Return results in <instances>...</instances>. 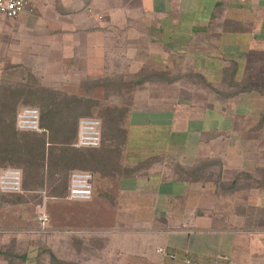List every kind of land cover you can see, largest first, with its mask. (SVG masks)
<instances>
[{"label":"crops","instance_id":"1","mask_svg":"<svg viewBox=\"0 0 264 264\" xmlns=\"http://www.w3.org/2000/svg\"><path fill=\"white\" fill-rule=\"evenodd\" d=\"M76 1L0 14V93L108 80L121 121L91 198L48 197L41 262L264 264V0ZM24 237L0 227V264L39 263Z\"/></svg>","mask_w":264,"mask_h":264},{"label":"rangeland","instance_id":"2","mask_svg":"<svg viewBox=\"0 0 264 264\" xmlns=\"http://www.w3.org/2000/svg\"><path fill=\"white\" fill-rule=\"evenodd\" d=\"M69 1L71 2V5H73L75 8L77 7L76 0H69ZM86 3L87 6L84 10L85 16L90 20H94L96 17L98 19H101V16L95 13L93 6L90 4V1L86 0ZM26 8H27V4L25 6V9ZM71 14L74 15L75 12ZM6 81L7 80H3L1 82L3 83V92L1 91L0 93V117L6 112H9L10 107H12V105L16 106V112H17V108L23 105L34 106L39 109V112L41 114V108L39 106L40 104H37L36 102L27 103L23 101L27 88L16 87V86L10 87L7 85ZM106 84H108V86H104L105 88L103 90L101 88V92L97 90L95 92L94 97L93 96L88 97L84 101L81 99L80 101H78L77 95L73 94L79 91L76 86H70L69 89L71 91V95L64 102L61 101V98L57 99L55 96H51L49 93H47L46 95H41L44 92V90L43 89L38 90V92L36 93L40 95L34 96V100L37 102H41L42 104L48 103V106L50 105L53 107L52 117L51 119L49 118L50 119L49 133H53L52 136L55 137L56 139L61 138L60 134L65 129L69 131L73 130L77 134L79 119L82 117H93L99 119L102 123V127H101L102 142L106 140L108 143L109 140L112 138L119 139V135L118 136L113 135V132L117 127L116 122L117 120L120 119L119 113L117 112V107H116L117 104L113 102L114 100L113 98H115L113 97V95H115L114 94L115 88L109 86L108 82ZM32 89L33 88H31V90ZM27 91L29 92V89ZM31 93L32 92H30V94ZM72 98H75L77 100L76 103H73V105L71 106H67L66 104ZM111 101L113 103H111ZM1 132H2V128H0V148H9L10 146L9 143L12 142L13 139L10 133L1 135ZM26 134H30V133L17 132V142L19 144H20V139L24 138ZM22 142L25 144V141L23 139ZM96 149L97 151L93 152L94 153L93 159L88 165L84 167L85 169L83 170L90 172L99 170L100 167L102 166L101 164H103L104 159L107 160L111 156L112 158L114 156L111 154L110 148L105 147V145L104 146L102 145L101 147L99 146ZM115 153L117 152L115 151ZM55 154H57V156H61V151L57 150L55 151ZM17 156L23 159L29 158L26 154H23L21 152L18 153ZM20 170L23 174L22 169ZM64 178H65L64 172L63 174L56 173L54 174L53 177V179L61 180V182ZM45 187L46 186H43L38 189L29 190V191L23 190V192L17 193L23 195V198H26L25 201L21 203L20 202L17 203V201H15L14 204H11L10 202H8L9 200H6V202L3 201L0 202V227L4 228L8 226L9 228H16V229L17 227L22 228L25 235L24 239L27 241L26 244H31V246L35 245V247L38 245V248H33V250L38 251V257L40 260L38 264L41 263L43 264V261L41 262V259L44 260V257H41V255L42 254L44 255L45 253V249H42L44 245L43 238L45 232L44 229L39 228L40 225L37 220L38 213L42 210L46 211V209H48V203L46 204V202L49 200V198L47 197V193H46L47 191L45 190ZM28 194L33 195V197H30ZM35 195H38V197H36ZM39 195L41 196V200L39 198ZM58 198H61V196H59Z\"/></svg>","mask_w":264,"mask_h":264},{"label":"trees","instance_id":"3","mask_svg":"<svg viewBox=\"0 0 264 264\" xmlns=\"http://www.w3.org/2000/svg\"><path fill=\"white\" fill-rule=\"evenodd\" d=\"M112 86V82L105 80L104 86ZM105 88V87H104ZM103 88V89H104ZM115 88V87H113ZM82 100V99H81ZM32 100H25L27 103H31ZM76 99L72 98L66 105L71 106L76 103ZM79 101V100H78ZM23 102V103H25ZM40 104L41 114L39 119L40 128L43 130L38 131H19L16 128V106L12 105L9 112L1 115L0 117V128H2L1 135L10 133L12 142L9 143V148H0V170L7 167L20 168L23 171L22 174V189L24 191L35 190L40 187L46 186L47 197H59L64 198L67 193L68 175L72 170H83L94 157L96 148H77L73 144L76 141L75 131L63 130L60 134V139H56L52 136L53 133H49L50 119L52 117V106H48V103L42 104L41 102L35 101ZM18 103V102H17ZM33 103V102H32ZM119 109L117 108V111ZM50 118V119H49ZM121 122L117 120L116 125ZM102 124V123H101ZM102 127V126H101ZM113 132V135L117 134V129ZM4 129V131H3ZM17 132L30 133L26 134L24 138L25 144L20 139V144L17 142ZM102 137V135H101ZM102 140V139H101ZM119 139L112 138L107 143L106 140L101 141L100 147L105 145L111 149L118 148ZM22 143V144H21ZM105 149V148H104ZM60 150L61 156H57L55 151ZM26 154L29 158H21L17 156L18 153ZM65 173V178L62 180L53 179L56 173ZM68 172V175H67ZM96 170L94 172L95 174ZM51 182V183H49ZM48 186V187H47ZM62 194V195H59ZM27 195V194H26ZM29 195V194H28ZM33 197V195H29ZM38 197V195H35ZM41 200V196L39 195ZM23 195L17 193H2L0 192V202H6L9 200L11 204L21 203L25 201ZM39 200V201H40Z\"/></svg>","mask_w":264,"mask_h":264},{"label":"built area","instance_id":"4","mask_svg":"<svg viewBox=\"0 0 264 264\" xmlns=\"http://www.w3.org/2000/svg\"><path fill=\"white\" fill-rule=\"evenodd\" d=\"M27 0H0V14L6 18H16L21 14ZM40 113L36 107L25 106L16 113L15 123L19 131H42L39 125ZM101 121L93 117H82L78 121L76 141L73 144L77 148H97L101 143ZM93 174L86 170H72L68 175L67 199L88 200L92 196ZM0 192L21 193L22 172L19 168L7 167L0 170ZM37 220L44 228L48 221V215L44 210L40 211ZM159 253L168 258H174V254L167 252L164 247L157 248ZM188 262V261H187Z\"/></svg>","mask_w":264,"mask_h":264}]
</instances>
